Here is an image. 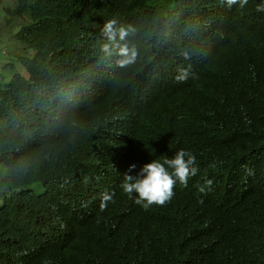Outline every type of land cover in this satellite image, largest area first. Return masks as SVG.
<instances>
[{"label": "trees", "instance_id": "obj_1", "mask_svg": "<svg viewBox=\"0 0 264 264\" xmlns=\"http://www.w3.org/2000/svg\"><path fill=\"white\" fill-rule=\"evenodd\" d=\"M14 1L25 75L11 62L0 82V264H264L262 0ZM180 149L198 171L168 204L124 193L131 163Z\"/></svg>", "mask_w": 264, "mask_h": 264}, {"label": "clouds", "instance_id": "obj_2", "mask_svg": "<svg viewBox=\"0 0 264 264\" xmlns=\"http://www.w3.org/2000/svg\"><path fill=\"white\" fill-rule=\"evenodd\" d=\"M1 1L3 0H0V3ZM12 1L15 3L14 0ZM225 2L228 7L238 4L240 8H243L248 4V0H225ZM6 8L7 7H4V12L5 15L9 17L8 22H22V17L9 13ZM256 10L258 12H264V0H262L261 4L257 5ZM7 13H9L11 17ZM115 24V20L107 21L103 28L104 34L110 41L115 40L117 35L121 41H124L129 35V30L124 27L117 30L114 28ZM103 50L108 52L109 45L105 44L103 46ZM19 53L20 50H18V53H16L14 57L16 58V55ZM118 55L121 57L118 63L121 67H124L135 62L137 53L134 48H130L127 44H122L118 48ZM15 58L9 61L5 60V62L0 65L5 64L2 66L5 68L6 66H11L10 63L13 62L16 65L15 69L20 71V64L15 62ZM7 74L8 73L4 70L0 72V82L5 80L4 76ZM186 79V73L177 77L178 81ZM195 164L196 157L190 151H186L184 149L178 150L172 158L165 156L162 161L150 158L140 161L137 166L134 163H131V165H129L128 172L130 173L133 171V174H124L121 188L124 193L129 195V197H133L136 204L141 205L145 209L151 206H164L172 200L176 186H187L189 177L196 175L198 168L194 166ZM169 169H171V171H169ZM211 183L212 182L210 180L206 181L208 186H210ZM49 187L50 191L48 194H52L51 189L54 186L50 185ZM200 190L203 192L204 187H201ZM108 199H110V197L105 195L104 200ZM105 206L106 205L102 203L101 209L103 210ZM99 218L104 222V224L106 222L111 223L110 219L106 216L102 215Z\"/></svg>", "mask_w": 264, "mask_h": 264}, {"label": "rangeland", "instance_id": "obj_3", "mask_svg": "<svg viewBox=\"0 0 264 264\" xmlns=\"http://www.w3.org/2000/svg\"><path fill=\"white\" fill-rule=\"evenodd\" d=\"M13 3L12 0H3L0 3V64L4 63L5 60L9 61L14 59V55L16 52L18 53L16 46H19V44L14 40L12 35L17 30L20 23L8 22L9 17L6 16L4 12V7H7L6 10H10L13 7ZM7 14L11 17L9 13ZM3 70L8 73L11 72V69L8 66L3 68L2 65H0V72ZM20 72L25 75L22 71Z\"/></svg>", "mask_w": 264, "mask_h": 264}]
</instances>
